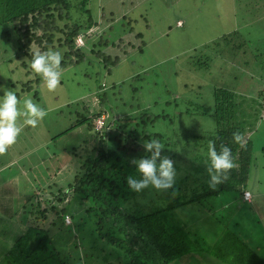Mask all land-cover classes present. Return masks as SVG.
I'll list each match as a JSON object with an SVG mask.
<instances>
[{
    "label": "trees",
    "instance_id": "1",
    "mask_svg": "<svg viewBox=\"0 0 264 264\" xmlns=\"http://www.w3.org/2000/svg\"><path fill=\"white\" fill-rule=\"evenodd\" d=\"M88 1L0 0V43L13 42L17 49V54L5 61L14 63L8 72L18 76L15 80L8 79L18 96L23 92H32L33 96H37L43 85L40 77L29 67L34 50L60 51V71L82 63L85 64L83 67H87L98 61L100 70L95 72L96 76L101 70L109 73L111 68L118 66L122 55L127 54L126 46L119 44L116 46L121 47V55L107 52L109 45L115 46L105 36L112 29V19L109 16L110 19L105 18L102 9L98 17L94 16L87 6ZM262 4L263 0L261 4L256 3L257 14L249 15L260 16L261 13L262 16L259 9ZM242 6L246 10V5ZM245 14L234 16L240 18ZM177 22H180L177 26L183 25L181 19ZM103 23H109L105 30H92ZM241 27L223 33L206 47L219 45L222 40L232 37H240L241 44L250 42V35H247L250 31L242 34ZM136 36L140 37V34ZM78 38L84 42L75 43ZM138 49L141 50V47ZM83 70V76L91 78L89 71ZM142 80L141 74L129 78L130 88L135 94L138 87L133 82ZM123 83L121 81L119 86L113 84L109 93L103 80L97 78L93 88L95 108H91V100L67 104H73L74 118L65 132L82 126L87 134L81 142H88L91 138L92 145L79 161L74 162L72 175L64 187L56 186V190L44 194L41 182L34 186V192L32 190L31 194L23 195L26 209L22 211L24 218L21 224L25 226L19 234H25L28 239L25 248L34 236L35 239L26 250L22 248L21 251L25 252L20 253V262L169 264L193 252L200 254L202 259L211 254V258L223 264H264V240H260L258 245H251L252 238L255 239L257 232L262 230L258 221H261V213L257 214L252 205H256L255 197L263 194V189L247 190L250 168L255 166L251 136L254 126L264 137L262 125L254 122L257 118L264 120V79L254 93L260 99L255 101L260 113L253 109V100L248 97L238 102L236 91L227 87L212 89L215 126L202 134L203 150L181 165L175 164L173 137L164 130L153 128L156 121L165 115L156 114L138 102L129 103L127 108L126 101L121 97ZM79 104L83 110L77 108ZM101 117L103 124L97 128L94 121ZM234 134L239 135V142L233 140ZM151 139L158 140L164 148L162 155L173 161L174 182L168 189L158 190L149 186L134 192L128 188L126 177L132 175L139 178V173L130 160L147 155L143 152L141 141ZM209 141L213 142L217 151L222 145L229 147L234 164L227 171V178L215 189L208 187ZM262 144L264 155V142ZM222 197L226 201L217 206V200ZM228 205L239 214L240 207L245 206L247 211L241 215L248 214L256 224L255 229L243 230L238 222L235 227L230 226L228 221L214 222L216 214ZM196 212L198 217L192 214ZM187 214H192L193 220ZM58 234L65 235L64 244L57 241ZM208 234L215 236L209 238Z\"/></svg>",
    "mask_w": 264,
    "mask_h": 264
},
{
    "label": "rangeland",
    "instance_id": "2",
    "mask_svg": "<svg viewBox=\"0 0 264 264\" xmlns=\"http://www.w3.org/2000/svg\"><path fill=\"white\" fill-rule=\"evenodd\" d=\"M256 3L261 4L262 0H89L87 6L94 16L98 17L102 9L105 18L112 19V29L105 36L115 46L109 45L107 52L121 55V47L116 46L119 44L126 46L127 54L122 55L118 66L111 68L109 73L101 70L97 76L95 72L100 70L98 61L93 60L87 67H83V63L68 66L61 71L55 91L49 92L42 85L37 96L32 92L18 96L11 88L8 78L15 80L18 74L8 72L14 63L5 60L13 58L17 49L13 42L0 43V86L13 91L21 107L23 100L30 97L46 111V116L35 127L24 125L15 143L0 153V264H22L20 253L25 252L21 250L28 242L25 234H19L25 226L21 224L24 218L22 211L26 209L24 196L31 194L34 186L41 182L44 191L37 193L47 194L56 190V186L64 187L72 175L74 162L90 149L91 138L88 142H81L87 134L82 126L65 130L74 118L73 104L91 100L90 106L95 108L93 88L97 78L103 80L109 93L113 84L119 86L123 81L121 97L127 108L129 103L138 102L156 114L165 115L156 121L153 128L164 130L175 140L172 151L177 165L203 150L202 134L215 126L212 116L214 87L236 91L238 102L248 97L253 100V109L257 110L255 101L260 99L254 93L264 79V16L249 15L257 14ZM242 4L246 5V10ZM263 4L261 10L264 9ZM244 12L246 14L240 18L234 16ZM177 19L183 21L182 26H177L180 23ZM108 25L103 23L92 30L100 32ZM238 26H242V34L250 31L247 34L250 42L241 44L240 37H232L222 40L219 45L206 47ZM83 42L78 38L75 43ZM83 69L89 71L91 78L83 76ZM137 74H141L143 80L133 82L138 87L135 94L130 88L129 78ZM70 102H74L72 106L67 105H71ZM77 108L83 110L81 104ZM257 111L260 113L259 109ZM22 120V117L18 118V123ZM254 122L256 125L260 123L264 129V120L257 118ZM259 130L254 126L251 133L255 166L250 168L247 187L253 192L263 189V194L255 197L256 205H252L257 214L261 213V221H258L262 230L257 232L255 239L252 238L251 245L264 240V155L261 150L264 137ZM225 201V197L218 199L217 206ZM240 209L239 214L228 205L216 214L214 222L228 221L234 227L238 222L243 230H254L256 224L248 214L241 215L247 211L245 206ZM192 214L199 216L198 212ZM192 214L187 215L192 219ZM64 238V234H58L56 239L64 244ZM34 239L35 236L27 247L33 244ZM211 257V254H206L202 259L200 254L192 252L169 264H223Z\"/></svg>",
    "mask_w": 264,
    "mask_h": 264
},
{
    "label": "clouds",
    "instance_id": "3",
    "mask_svg": "<svg viewBox=\"0 0 264 264\" xmlns=\"http://www.w3.org/2000/svg\"><path fill=\"white\" fill-rule=\"evenodd\" d=\"M61 52L58 50L39 49L31 52L29 67L40 77L44 88L53 92L56 90L60 78ZM46 116L44 108L34 103L30 97L23 100L22 107L17 95L3 86H0V153H4L9 146L15 143L17 136L24 125L35 127ZM22 117V123L18 118ZM233 140L239 142L240 137L234 134ZM145 156L134 157L130 163L134 165L139 178L132 175L126 177L128 188L139 192L151 186L154 189H168L172 186L175 177L173 161L162 155L163 146L156 140L141 141ZM207 173L208 187L215 189L223 179L227 178V171L234 167L231 150L222 145L217 151L212 141L207 144Z\"/></svg>",
    "mask_w": 264,
    "mask_h": 264
},
{
    "label": "built area",
    "instance_id": "4",
    "mask_svg": "<svg viewBox=\"0 0 264 264\" xmlns=\"http://www.w3.org/2000/svg\"><path fill=\"white\" fill-rule=\"evenodd\" d=\"M96 121H97V122H96ZM94 123H95V126H96L97 128L100 127V126H102V124H103L102 117H101V118H97V119L94 121ZM97 123H98V124H97ZM245 195L248 196V193L246 192Z\"/></svg>",
    "mask_w": 264,
    "mask_h": 264
},
{
    "label": "crops",
    "instance_id": "5",
    "mask_svg": "<svg viewBox=\"0 0 264 264\" xmlns=\"http://www.w3.org/2000/svg\"><path fill=\"white\" fill-rule=\"evenodd\" d=\"M263 3H264V0H263ZM262 6V5H261ZM260 6V7H261ZM263 7H264V4H263ZM259 8V7H258ZM260 10H261V8H259ZM262 11H264V9L262 10ZM262 16H264V13L262 14ZM260 17H261V13H260ZM247 190H250V189H247ZM251 191V190H250ZM253 194V193H252ZM261 240V239H260Z\"/></svg>",
    "mask_w": 264,
    "mask_h": 264
}]
</instances>
